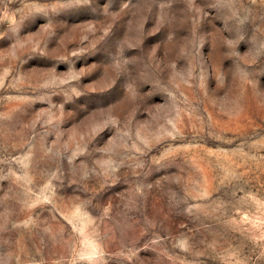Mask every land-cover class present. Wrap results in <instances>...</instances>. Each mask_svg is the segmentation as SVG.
Segmentation results:
<instances>
[{
  "label": "rangeland",
  "instance_id": "1",
  "mask_svg": "<svg viewBox=\"0 0 264 264\" xmlns=\"http://www.w3.org/2000/svg\"><path fill=\"white\" fill-rule=\"evenodd\" d=\"M0 264H264V0H0Z\"/></svg>",
  "mask_w": 264,
  "mask_h": 264
}]
</instances>
